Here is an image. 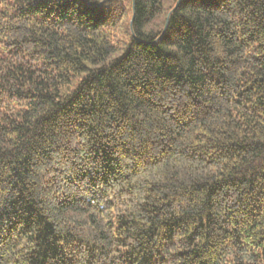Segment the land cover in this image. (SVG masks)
I'll use <instances>...</instances> for the list:
<instances>
[{
	"label": "trees",
	"instance_id": "16d2710c",
	"mask_svg": "<svg viewBox=\"0 0 264 264\" xmlns=\"http://www.w3.org/2000/svg\"><path fill=\"white\" fill-rule=\"evenodd\" d=\"M0 264H264V0H0Z\"/></svg>",
	"mask_w": 264,
	"mask_h": 264
}]
</instances>
